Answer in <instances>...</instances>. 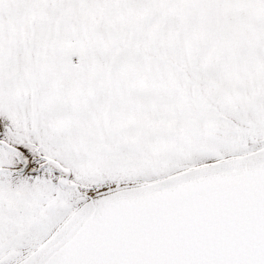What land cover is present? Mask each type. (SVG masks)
Returning <instances> with one entry per match:
<instances>
[{
	"label": "snow or ice",
	"instance_id": "obj_1",
	"mask_svg": "<svg viewBox=\"0 0 264 264\" xmlns=\"http://www.w3.org/2000/svg\"><path fill=\"white\" fill-rule=\"evenodd\" d=\"M0 264H264V0H0Z\"/></svg>",
	"mask_w": 264,
	"mask_h": 264
}]
</instances>
